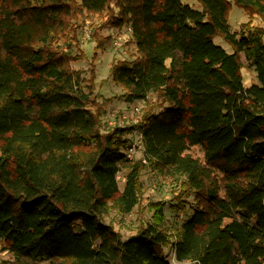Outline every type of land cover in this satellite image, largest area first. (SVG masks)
<instances>
[{"label":"trees","instance_id":"16d2710c","mask_svg":"<svg viewBox=\"0 0 264 264\" xmlns=\"http://www.w3.org/2000/svg\"><path fill=\"white\" fill-rule=\"evenodd\" d=\"M197 1L0 0V241L19 264H174L166 247L179 262L264 264V0ZM233 5L250 17L236 30ZM83 13L131 28L136 54L110 76L127 102L159 100L135 124L104 128L70 68ZM137 130L145 161L127 155ZM147 169L177 192L124 238L104 215L141 204Z\"/></svg>","mask_w":264,"mask_h":264},{"label":"rangeland","instance_id":"374dc122","mask_svg":"<svg viewBox=\"0 0 264 264\" xmlns=\"http://www.w3.org/2000/svg\"><path fill=\"white\" fill-rule=\"evenodd\" d=\"M193 4L196 8H201L197 0H184ZM250 17L247 12L233 5L230 13V23L234 30L239 29L242 22ZM77 26V38L72 45V57L69 62L70 68L80 70L82 76L92 84L93 95L102 107V120L104 128H111L117 124H135L140 121L143 110L148 105H156L159 100L156 94H150L146 101L127 102L122 96L123 88L117 84L110 76V67L117 59H131L136 54V46L132 41L131 28L129 26H103L97 28V16L90 14H79L74 19ZM254 24L263 25L260 17L253 18ZM97 30L98 38L93 33ZM103 41L99 45L98 39ZM69 41V40H67ZM65 41V42H67ZM215 42L222 45L227 51H232V46L221 36L215 37ZM64 44V43H63ZM67 50V46H63ZM243 61L242 72L245 85H251L257 80L256 72L249 65L244 53L241 55ZM96 108V107H94ZM136 149L131 156V160L136 161L144 158L143 143L141 133L137 130L128 135ZM193 156L203 159V151L199 146H192L189 150ZM144 160V159H143ZM145 161V160H144ZM125 168L118 174L119 187L122 190L125 183ZM144 195L141 204H138L129 213L119 212L112 208L110 212L104 215V220L111 223L116 230H119L124 238L135 234L142 224H145L152 216V211L147 206L152 200H171L175 196V187L173 182L150 169L143 172L142 176ZM166 215L172 220H181L183 213L175 215L169 205H166ZM6 244L0 241V264H19L15 259L13 252L6 248ZM170 260L174 264H192L191 261L179 262L175 259L170 247L165 248ZM38 264V263H32Z\"/></svg>","mask_w":264,"mask_h":264},{"label":"built area","instance_id":"2783aa9c","mask_svg":"<svg viewBox=\"0 0 264 264\" xmlns=\"http://www.w3.org/2000/svg\"><path fill=\"white\" fill-rule=\"evenodd\" d=\"M135 149H136L135 144H132V146L128 148V150H127V155H128L130 158H131L132 154L134 153Z\"/></svg>","mask_w":264,"mask_h":264}]
</instances>
